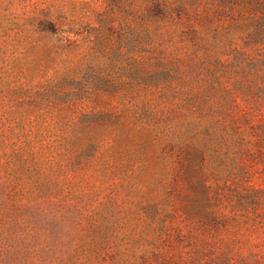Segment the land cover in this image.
<instances>
[{
  "label": "rangeland",
  "instance_id": "1",
  "mask_svg": "<svg viewBox=\"0 0 264 264\" xmlns=\"http://www.w3.org/2000/svg\"><path fill=\"white\" fill-rule=\"evenodd\" d=\"M0 264H264V8L0 0Z\"/></svg>",
  "mask_w": 264,
  "mask_h": 264
},
{
  "label": "trees",
  "instance_id": "2",
  "mask_svg": "<svg viewBox=\"0 0 264 264\" xmlns=\"http://www.w3.org/2000/svg\"><path fill=\"white\" fill-rule=\"evenodd\" d=\"M254 3L256 4L257 8H264V0H254Z\"/></svg>",
  "mask_w": 264,
  "mask_h": 264
}]
</instances>
